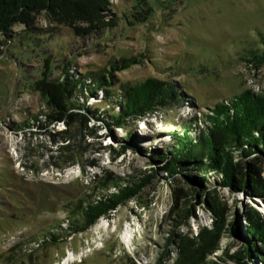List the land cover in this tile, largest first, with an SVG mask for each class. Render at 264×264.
Instances as JSON below:
<instances>
[{
	"label": "rangeland",
	"instance_id": "rangeland-1",
	"mask_svg": "<svg viewBox=\"0 0 264 264\" xmlns=\"http://www.w3.org/2000/svg\"><path fill=\"white\" fill-rule=\"evenodd\" d=\"M136 2L112 0L118 26L100 37L79 39L68 28L53 43L34 33L19 36V46L14 38L3 37L0 264H169L176 256L169 245L174 232L196 233L199 226L210 225L212 214L200 194L190 206L191 219H186V200L173 198V189L187 186L180 176H168L155 154L168 149L173 142L169 133L195 113L245 89L264 93V65L246 58L264 34V0H151L153 12L142 22L134 17ZM35 25L48 26L44 15L37 16ZM25 29L13 27V36ZM52 50L77 71L104 72V88L156 77L176 81L194 104L180 100L129 124L135 134L129 142L125 128L99 122L89 113L80 116L84 109L64 110L52 88L40 83L45 60L51 54L56 59ZM132 56L140 63L109 65ZM103 87L96 95H82L80 103L107 108ZM45 91H52L51 104ZM125 143L129 148L122 152ZM152 169L158 174L151 184L110 216L79 233L55 229L63 236L59 243L40 242L50 226L71 214L98 177ZM218 194L228 204L230 221L237 222L245 206L255 204L243 192L224 188ZM221 246L232 253L240 245L230 233ZM214 264L231 262L217 259Z\"/></svg>",
	"mask_w": 264,
	"mask_h": 264
},
{
	"label": "trees",
	"instance_id": "trees-1",
	"mask_svg": "<svg viewBox=\"0 0 264 264\" xmlns=\"http://www.w3.org/2000/svg\"><path fill=\"white\" fill-rule=\"evenodd\" d=\"M111 1L0 0V49L6 43L3 37L14 38L19 46L22 41L19 36L24 33L46 35L50 43L56 42L62 28L70 29L79 39L100 37L118 26V15L112 10ZM150 1L137 0L134 17L138 22L145 21L152 14ZM39 15H44L48 26L36 27ZM19 25L26 29L13 36V27ZM52 46L53 49L57 47ZM58 54L55 51L56 59L51 54L45 60L40 83L52 88L64 110L84 109L86 113L80 116L87 118L86 115L90 114L99 122L125 128L129 142L135 138L129 124L133 125L157 109L173 106L180 100H187L191 106L194 104L190 101V94L176 81L156 77L104 88V72L85 67L77 71ZM246 58L255 65H264V34L254 42ZM138 63L140 60L132 56L113 59L109 65L129 68ZM57 69L60 71L51 78ZM100 87L106 92L102 103L107 108L93 109L85 102L80 103L82 95H96ZM52 91H45L48 104L53 99ZM169 134L172 144L168 149L159 148L155 157L159 156L157 161L168 176H180L187 186L186 189H173V198H185L187 220L192 217L190 206L199 194L212 214L210 225L199 226L196 233H173L169 245L176 256L169 264H214L217 259L231 264H264V93L245 89L232 98L217 102L206 112L195 113L180 129ZM127 144L122 145V152L129 148ZM157 174V169H152L123 177H98L89 192H84L74 204L71 214L50 226L40 242L59 243L63 236L55 229L67 234L88 229L99 218L110 216L125 202L139 197ZM224 188L231 193L243 192L255 203L245 206L238 214L237 222L230 221L228 204L218 194ZM230 233L240 245L232 253L230 248L222 249L221 246L225 235Z\"/></svg>",
	"mask_w": 264,
	"mask_h": 264
}]
</instances>
